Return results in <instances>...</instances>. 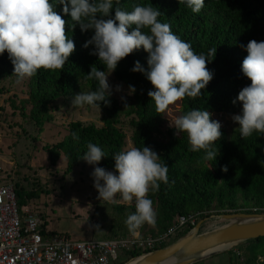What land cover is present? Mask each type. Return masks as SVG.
<instances>
[{
	"label": "trees",
	"instance_id": "obj_1",
	"mask_svg": "<svg viewBox=\"0 0 264 264\" xmlns=\"http://www.w3.org/2000/svg\"><path fill=\"white\" fill-rule=\"evenodd\" d=\"M136 4L157 8L162 13L158 19L169 24L171 30L189 42L196 53H207L210 48L216 47L214 58L209 57L213 60L206 65L213 73L212 80L202 90L201 96L185 97L169 105L165 111H157L148 96L152 85L146 75L131 71L136 61L147 71V53L143 49L134 51L123 58L112 72L115 81L126 88L135 86L132 105L119 104L110 96L109 103L105 105L101 102L100 106L103 127L68 123V134L47 148L49 164L55 167L63 157L66 161L65 174H70L84 162L81 158L91 142L100 146L107 155L98 166L114 171L112 154L124 151L126 146L125 133L118 128L119 117L134 116L129 122L131 145L150 146L161 157V162L168 166V182L160 183L158 191L148 193L157 215L155 226L152 225L145 232V227H141L144 236L155 237L166 233L179 216L199 214L197 220L205 221L221 213L236 212L243 208L238 204L239 197L244 203L253 202V207L245 213L260 214L259 210L264 209V134L254 132L241 138L236 128L229 135L220 128L221 138L214 145L218 155L211 161H205L203 151H189L185 134L175 135L174 127L165 128L164 123L167 111L175 106H179V116L192 108L206 109L211 115L238 112V102L233 104L232 101L243 87L250 84L240 71L247 55L244 47L250 40L264 41V0H205V6L199 13H192L178 0H120L118 6L131 11ZM61 9L62 5L55 6V11L66 21L69 20L65 33L74 41L75 49L62 69H40L28 79L29 118L35 123H51L52 106L58 99L75 92L80 84L89 91L95 90L97 82L90 80L87 74L94 65L98 70H103L97 57L90 54L93 46L83 47L86 40L91 38L92 31L81 33L78 26L69 31L72 22ZM12 74L13 65L5 52L0 55V78L15 76ZM74 133L78 139H73ZM40 193L41 190L24 192L16 189L18 206L24 207L26 201L38 198ZM119 208L122 210L124 207ZM132 209L134 212L135 208ZM192 228H181L167 244L155 251L189 235ZM49 234L55 235L52 232ZM128 235L113 234L109 239ZM142 255L139 252H125L123 257L126 261L118 264L131 263ZM225 255L228 264H240L239 260H242L241 264H264V238L248 241L213 258Z\"/></svg>",
	"mask_w": 264,
	"mask_h": 264
},
{
	"label": "clouds",
	"instance_id": "obj_2",
	"mask_svg": "<svg viewBox=\"0 0 264 264\" xmlns=\"http://www.w3.org/2000/svg\"><path fill=\"white\" fill-rule=\"evenodd\" d=\"M178 2L192 13H199L205 6V0ZM119 3L120 0H0V55L7 52L17 83L36 75L40 69H62L75 44L65 33L69 20L55 11L59 4L61 12L72 22L69 31L77 26L81 33L92 31L83 47L92 45L90 54L103 65V70L92 66L87 74L97 82L96 89L76 94L72 106L100 111L101 102L107 105L112 94L109 75L123 58L140 49L147 53V71L139 61L134 62L131 71L146 75L152 85L148 96L157 111L163 112L185 97L201 96L213 78L206 65L213 60L216 47L207 53H196L169 24L158 19L162 13L157 8L136 4L128 11ZM244 50L247 55L240 71L250 84L232 101L238 102L241 109L231 117L241 138L254 132L264 134V41L250 40ZM135 91V86H128V95ZM210 117L208 110L192 108L175 119L173 128L175 135H186L189 151H203L205 161L217 157L214 145L221 138V124ZM73 139H78L75 133ZM86 147L81 159L93 166L91 177L98 198L115 202L119 194L120 202H134L135 211L125 220L133 234L145 224L155 226L157 214L148 193L158 191L160 183L168 182V166L161 162L158 153L150 146L129 147L112 154L114 171H107L97 166L107 157L102 148L91 142Z\"/></svg>",
	"mask_w": 264,
	"mask_h": 264
},
{
	"label": "rangeland",
	"instance_id": "obj_3",
	"mask_svg": "<svg viewBox=\"0 0 264 264\" xmlns=\"http://www.w3.org/2000/svg\"><path fill=\"white\" fill-rule=\"evenodd\" d=\"M28 79L17 83L16 76L0 78V180L24 192L41 190L39 197L26 201L24 207L30 215L42 221L46 233L67 236L73 241L109 239L113 234L125 236L132 233L128 230L125 220L133 211L134 202H120L119 194L115 202L99 199L91 177L93 166L84 161L70 174H65L66 161L63 157L55 167L48 161L47 148L68 134V123L80 122L83 125L103 127L101 110L89 106H72V98L79 92H88L89 89L80 84L75 92L58 99L52 106L51 123H35L29 118L31 106L28 102ZM108 83L112 88L111 97L119 104L126 103L130 107L133 99L132 94L128 95V88L115 81L112 73L108 77ZM240 109L239 104L236 114ZM233 115L235 114H213L210 119L218 121L229 135L238 127L231 119ZM177 117L179 106L169 109L164 127H174ZM132 118L134 116L119 117L118 128L126 136L125 150L132 147V129L129 125ZM238 204L243 208L233 213L228 211L229 214L245 213L253 207V202L244 203L240 197ZM119 206L124 208L120 210ZM200 222L202 225L198 231L199 235L228 224L216 216L205 221L199 220L198 223ZM142 227H145V232L146 229H151L152 225L145 224ZM219 259L205 260L197 264H228L227 255L220 256ZM121 261H126V258L119 257V262ZM238 263L241 264L242 260Z\"/></svg>",
	"mask_w": 264,
	"mask_h": 264
},
{
	"label": "built area",
	"instance_id": "obj_4",
	"mask_svg": "<svg viewBox=\"0 0 264 264\" xmlns=\"http://www.w3.org/2000/svg\"><path fill=\"white\" fill-rule=\"evenodd\" d=\"M259 211L264 214V209ZM198 216H179L166 233L155 237L144 236L140 228L123 238L73 241L44 235L42 221L18 206L15 187L0 180V264H118L125 252L152 253L183 227H193V232Z\"/></svg>",
	"mask_w": 264,
	"mask_h": 264
},
{
	"label": "water",
	"instance_id": "obj_5",
	"mask_svg": "<svg viewBox=\"0 0 264 264\" xmlns=\"http://www.w3.org/2000/svg\"><path fill=\"white\" fill-rule=\"evenodd\" d=\"M228 222L224 227L198 234L194 231L174 244L141 256L132 264H197L248 241L264 238V214L234 213L218 216ZM130 264V263H127Z\"/></svg>",
	"mask_w": 264,
	"mask_h": 264
},
{
	"label": "crops",
	"instance_id": "obj_6",
	"mask_svg": "<svg viewBox=\"0 0 264 264\" xmlns=\"http://www.w3.org/2000/svg\"><path fill=\"white\" fill-rule=\"evenodd\" d=\"M219 258H220V257H215V258L210 257V258L205 259V260H206V261H208V260H220ZM205 260H203V261H205ZM203 261H202V262H203Z\"/></svg>",
	"mask_w": 264,
	"mask_h": 264
},
{
	"label": "bare ground",
	"instance_id": "obj_7",
	"mask_svg": "<svg viewBox=\"0 0 264 264\" xmlns=\"http://www.w3.org/2000/svg\"><path fill=\"white\" fill-rule=\"evenodd\" d=\"M197 15V14H196ZM130 264H132V263H130Z\"/></svg>",
	"mask_w": 264,
	"mask_h": 264
}]
</instances>
